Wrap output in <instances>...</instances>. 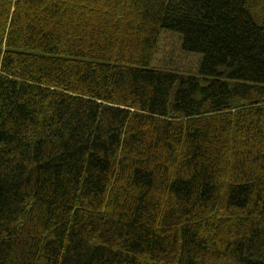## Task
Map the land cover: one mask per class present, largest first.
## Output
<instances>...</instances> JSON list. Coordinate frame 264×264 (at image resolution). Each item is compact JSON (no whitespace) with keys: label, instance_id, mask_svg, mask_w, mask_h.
I'll list each match as a JSON object with an SVG mask.
<instances>
[{"label":"trees","instance_id":"16d2710c","mask_svg":"<svg viewBox=\"0 0 264 264\" xmlns=\"http://www.w3.org/2000/svg\"><path fill=\"white\" fill-rule=\"evenodd\" d=\"M0 264H264V0H0Z\"/></svg>","mask_w":264,"mask_h":264},{"label":"rangeland","instance_id":"374dc122","mask_svg":"<svg viewBox=\"0 0 264 264\" xmlns=\"http://www.w3.org/2000/svg\"><path fill=\"white\" fill-rule=\"evenodd\" d=\"M177 35L179 37V34L177 33H173L167 30L162 31L160 53L157 56L155 63L167 69L176 68L195 72L198 63L196 66L195 64L197 62V59H200V55L197 53H194L193 55L182 53L178 46L179 40Z\"/></svg>","mask_w":264,"mask_h":264}]
</instances>
